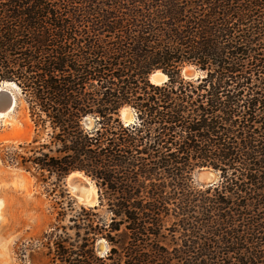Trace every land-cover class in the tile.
<instances>
[{"label": "trees", "instance_id": "obj_1", "mask_svg": "<svg viewBox=\"0 0 264 264\" xmlns=\"http://www.w3.org/2000/svg\"><path fill=\"white\" fill-rule=\"evenodd\" d=\"M188 65L203 75L184 78ZM156 70L165 82L149 80ZM2 81L55 147L9 160L42 180L81 171L102 191L58 259L264 264V0H0ZM124 106L133 122L113 116ZM199 167L219 181L191 185Z\"/></svg>", "mask_w": 264, "mask_h": 264}, {"label": "rangeland", "instance_id": "obj_2", "mask_svg": "<svg viewBox=\"0 0 264 264\" xmlns=\"http://www.w3.org/2000/svg\"><path fill=\"white\" fill-rule=\"evenodd\" d=\"M187 69L196 71L197 77L203 75L201 71L188 65L182 68V76ZM94 116L96 115H87L82 120L85 128L94 126ZM113 116H120L123 122H133L136 114L131 107L124 106ZM50 131L49 127L40 129L34 126L28 105L21 94L9 116L0 120V264H69L56 257L55 243L61 242L65 247H69V244L75 245L76 217L85 218L88 209L93 207L81 204L71 189L68 175L76 171L61 178L46 175L42 180L38 172L25 171L9 160V156L14 154L30 155V147H39L40 144H46L53 154L55 147L50 143ZM33 140L35 142L30 144ZM49 149L45 148L43 151L49 152ZM200 170L213 169L199 167L193 170L191 185L203 189L207 186L198 180L197 174ZM213 171L217 183L220 179L219 173ZM77 172L87 177L95 187L97 201L94 206L98 205L102 191L97 187L96 180L81 171ZM106 207V200L103 199L102 205L94 212L102 219H107ZM173 221L172 216H167L162 223L163 238L160 240L168 248L173 243L181 244L180 231H170L173 230L170 228ZM109 247L103 239L95 242V251L99 256L105 255Z\"/></svg>", "mask_w": 264, "mask_h": 264}, {"label": "water", "instance_id": "obj_3", "mask_svg": "<svg viewBox=\"0 0 264 264\" xmlns=\"http://www.w3.org/2000/svg\"><path fill=\"white\" fill-rule=\"evenodd\" d=\"M183 76L188 79L196 78L197 73L192 69H187L183 71ZM151 77L155 84H161L167 80V76L159 70H156L149 75L150 81H151ZM19 94H20L19 89L13 82H6V81L0 82V109L11 105L13 101H15V105H14L15 107ZM197 177L198 180L207 187L212 186L216 182L213 170L212 171L200 170L197 174ZM77 181L78 179L72 178L71 180H69V183L70 185H76Z\"/></svg>", "mask_w": 264, "mask_h": 264}, {"label": "bare ground", "instance_id": "obj_4", "mask_svg": "<svg viewBox=\"0 0 264 264\" xmlns=\"http://www.w3.org/2000/svg\"><path fill=\"white\" fill-rule=\"evenodd\" d=\"M151 82L154 83L152 77ZM14 105L15 101H13L11 105L0 109V120H4L7 118V116H9V114L14 109ZM72 178L78 179L76 185H70L72 191L75 193L77 200L83 205L94 206L96 204L97 199L95 187L93 186V184L88 180L87 177L77 171L72 172L68 175V180H71Z\"/></svg>", "mask_w": 264, "mask_h": 264}]
</instances>
